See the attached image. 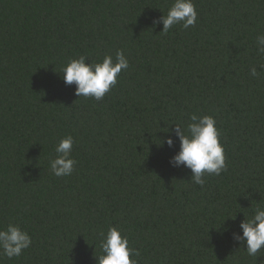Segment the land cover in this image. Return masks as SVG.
<instances>
[{
	"label": "trees",
	"instance_id": "16d2710c",
	"mask_svg": "<svg viewBox=\"0 0 264 264\" xmlns=\"http://www.w3.org/2000/svg\"><path fill=\"white\" fill-rule=\"evenodd\" d=\"M171 2L0 0V228L32 239L0 264H96L110 226L138 264H264L233 239L264 206V0H193L195 26L165 34L154 21ZM117 50L129 69L101 100L64 83L70 59ZM193 113L215 118L224 147L226 169L203 186L169 162ZM67 135L77 163L56 177Z\"/></svg>",
	"mask_w": 264,
	"mask_h": 264
},
{
	"label": "clouds",
	"instance_id": "9594fccd",
	"mask_svg": "<svg viewBox=\"0 0 264 264\" xmlns=\"http://www.w3.org/2000/svg\"><path fill=\"white\" fill-rule=\"evenodd\" d=\"M197 19L193 0H172L166 14H162L154 24L162 23L160 32L166 34L177 25L184 29L193 27ZM256 51L264 55V32L256 35ZM85 58L80 56L70 59L59 72L65 84L76 85L74 91L77 97L101 100L117 84L122 71L129 69V60L122 50L116 51L115 60L107 54L99 63H86ZM250 75H259L256 67L250 69ZM175 125L174 134L179 140V150L170 158V164L190 169L191 181L201 186L205 184L206 176L220 175L226 169L224 147L213 116L193 113L186 126ZM160 143L172 147L174 140L169 135ZM73 144V137L67 135L55 145L57 155L49 160V167L56 177H66L73 173L77 163L71 155ZM239 228L241 232L233 233V239L244 245L247 255L257 261V257L264 254V206H260L259 201L252 215L247 219L244 217L240 222ZM99 235L100 252L95 256L96 264H138L136 259L130 257L139 256V250L129 246L128 238L119 228L110 226ZM31 244L29 233L18 225L9 223L0 228V256L9 259L19 257Z\"/></svg>",
	"mask_w": 264,
	"mask_h": 264
}]
</instances>
